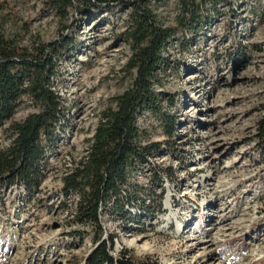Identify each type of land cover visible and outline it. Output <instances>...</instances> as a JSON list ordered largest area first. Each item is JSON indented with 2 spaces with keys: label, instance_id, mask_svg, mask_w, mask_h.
Here are the masks:
<instances>
[{
  "label": "rangeland",
  "instance_id": "rangeland-1",
  "mask_svg": "<svg viewBox=\"0 0 264 264\" xmlns=\"http://www.w3.org/2000/svg\"><path fill=\"white\" fill-rule=\"evenodd\" d=\"M51 1H0V29L20 49L33 52L63 35L75 42L56 80L69 125L40 193L0 192V264H84L94 249L91 229L72 224L77 199L62 194L63 177L136 77L127 67L131 5L146 0H90L67 14ZM148 8L162 27L178 28L177 0H152ZM204 10L198 31L178 30L159 76L161 108L175 119L176 134L168 137L152 112L138 122L143 144L163 147L151 160L157 167L138 176L147 185L164 171L156 190L162 210L135 222L103 219L115 252L144 264H264V0ZM24 101L0 131V150L11 143L10 125L38 112Z\"/></svg>",
  "mask_w": 264,
  "mask_h": 264
},
{
  "label": "trees",
  "instance_id": "trees-1",
  "mask_svg": "<svg viewBox=\"0 0 264 264\" xmlns=\"http://www.w3.org/2000/svg\"><path fill=\"white\" fill-rule=\"evenodd\" d=\"M151 1L131 5L128 34L133 51L127 67L136 72L134 83L114 99L115 107L103 112L85 156L68 167L63 177L62 194L77 199L72 224L91 229L89 237L94 249L84 264H144L128 251L115 252L116 238L104 229V216L135 222L142 216L154 217L161 212L164 195L163 192L158 195L156 190L162 187L164 171L148 177L147 185L141 184L138 176L143 168H152V158L163 147L160 143L143 144L139 118L145 112L159 115L167 136L174 137L176 121L163 113L161 95L157 91L159 76L170 64L166 54L178 30L185 34L199 30L200 21L206 20L203 12L208 5L215 8L219 3L233 2L177 0L180 6L178 28H165L148 8ZM77 3L88 6L91 1L52 0L50 5L67 14ZM74 44L72 38L63 35L31 52L20 49L0 29V131L12 120L25 98L38 109L7 129L11 143L0 150L2 193L17 189L30 198L40 193L49 158L58 149L69 125L67 108L56 90V80L60 63L72 52ZM260 132L264 137V121ZM135 210L137 215L133 213Z\"/></svg>",
  "mask_w": 264,
  "mask_h": 264
}]
</instances>
